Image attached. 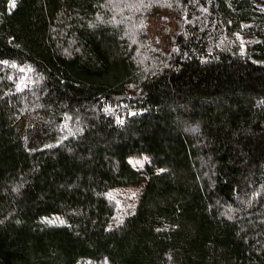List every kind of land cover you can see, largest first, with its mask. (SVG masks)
Listing matches in <instances>:
<instances>
[{"label":"trees","instance_id":"1","mask_svg":"<svg viewBox=\"0 0 264 264\" xmlns=\"http://www.w3.org/2000/svg\"><path fill=\"white\" fill-rule=\"evenodd\" d=\"M0 264H264V0H0Z\"/></svg>","mask_w":264,"mask_h":264},{"label":"rangeland","instance_id":"2","mask_svg":"<svg viewBox=\"0 0 264 264\" xmlns=\"http://www.w3.org/2000/svg\"><path fill=\"white\" fill-rule=\"evenodd\" d=\"M130 161L135 164V166L142 167L144 160L142 158L132 157ZM142 165V166H141ZM140 191V186H129L120 187L117 190H113L110 194L121 207V213H129L133 208V201L137 197Z\"/></svg>","mask_w":264,"mask_h":264},{"label":"snow or ice","instance_id":"3","mask_svg":"<svg viewBox=\"0 0 264 264\" xmlns=\"http://www.w3.org/2000/svg\"><path fill=\"white\" fill-rule=\"evenodd\" d=\"M6 63V62H5ZM142 166V165H141Z\"/></svg>","mask_w":264,"mask_h":264}]
</instances>
